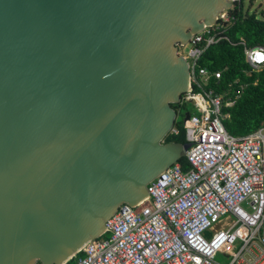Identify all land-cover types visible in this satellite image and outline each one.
Segmentation results:
<instances>
[{
    "label": "water",
    "instance_id": "95a60500",
    "mask_svg": "<svg viewBox=\"0 0 264 264\" xmlns=\"http://www.w3.org/2000/svg\"><path fill=\"white\" fill-rule=\"evenodd\" d=\"M231 5L0 0V264L68 261L185 156L177 44Z\"/></svg>",
    "mask_w": 264,
    "mask_h": 264
},
{
    "label": "built area",
    "instance_id": "2783aa9c",
    "mask_svg": "<svg viewBox=\"0 0 264 264\" xmlns=\"http://www.w3.org/2000/svg\"><path fill=\"white\" fill-rule=\"evenodd\" d=\"M228 1L231 7L214 24L177 44L194 88L179 100L194 106L182 121L192 143L184 156L191 166L172 163L147 184L143 199L120 204L104 232L75 253V264H264V124L244 135L228 133L222 121L229 114L222 107L233 105L247 83H229L237 86L225 100L227 91L210 85L221 71L197 63L208 46L229 41L224 32L230 9L240 0ZM231 43L242 44L250 70L264 68V46H248L243 38ZM217 252L228 260L215 259Z\"/></svg>",
    "mask_w": 264,
    "mask_h": 264
},
{
    "label": "trees",
    "instance_id": "16d2710c",
    "mask_svg": "<svg viewBox=\"0 0 264 264\" xmlns=\"http://www.w3.org/2000/svg\"><path fill=\"white\" fill-rule=\"evenodd\" d=\"M230 15L231 21L224 32L229 41L220 40L208 46L200 55L197 63L200 67L221 71V77L218 80L212 78L210 85L217 92L227 91L224 95L225 100L233 94V89L237 86L233 84L229 86V83H233L235 79H238L239 83H247L233 105L222 107L223 113L229 114L222 121L224 128L228 133L238 136L247 134L264 124V68L257 71L250 70L244 59L242 44L231 42L237 43L240 38H243L248 46H264V19L244 10L242 0L230 9ZM247 72L250 73L247 74ZM171 106L177 110L180 104L179 102L172 103ZM174 127L177 128V132L167 133L164 141L185 142L182 121H175ZM179 163L183 169L191 166L185 157L181 158ZM79 255L77 253L67 261V264H75Z\"/></svg>",
    "mask_w": 264,
    "mask_h": 264
},
{
    "label": "rangeland",
    "instance_id": "374dc122",
    "mask_svg": "<svg viewBox=\"0 0 264 264\" xmlns=\"http://www.w3.org/2000/svg\"><path fill=\"white\" fill-rule=\"evenodd\" d=\"M244 10L249 13H254L258 18L264 19V0H242ZM187 51V46L184 47L181 52L185 53ZM186 105L181 108V110L177 113L176 121H182L183 113L185 111H189L192 113L194 111V106L192 103H185ZM183 126V124H182ZM205 235H208L205 232ZM220 262H226L228 257H226L222 252H217L216 258Z\"/></svg>",
    "mask_w": 264,
    "mask_h": 264
},
{
    "label": "flooded vegetation",
    "instance_id": "af4514ba",
    "mask_svg": "<svg viewBox=\"0 0 264 264\" xmlns=\"http://www.w3.org/2000/svg\"><path fill=\"white\" fill-rule=\"evenodd\" d=\"M184 106H185V104H183V105H180V106H179V108L176 110V111H177V113H178V112L181 110V108H182V107H184Z\"/></svg>",
    "mask_w": 264,
    "mask_h": 264
}]
</instances>
